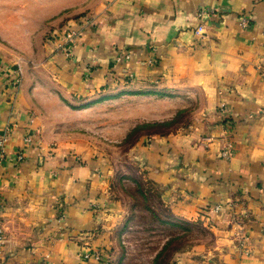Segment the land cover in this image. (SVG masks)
I'll use <instances>...</instances> for the list:
<instances>
[{
	"label": "crops",
	"instance_id": "crops-1",
	"mask_svg": "<svg viewBox=\"0 0 264 264\" xmlns=\"http://www.w3.org/2000/svg\"><path fill=\"white\" fill-rule=\"evenodd\" d=\"M85 16L68 57L0 51V264H112L126 181L211 227L173 264H264V0H37V51Z\"/></svg>",
	"mask_w": 264,
	"mask_h": 264
},
{
	"label": "rangeland",
	"instance_id": "rangeland-1",
	"mask_svg": "<svg viewBox=\"0 0 264 264\" xmlns=\"http://www.w3.org/2000/svg\"><path fill=\"white\" fill-rule=\"evenodd\" d=\"M63 28L44 36L42 47L37 51V0H0V51L6 57L15 55L24 58L26 64H32L31 60L39 55L44 56L49 50V43L54 42L66 29ZM109 112H112L111 107ZM109 114L106 111L105 121H108ZM167 130V125L140 126L135 128L122 144L107 141L104 144L110 151L114 150L113 147L116 145L121 148L120 150L127 149L141 131L150 133ZM83 131L99 134L96 126L92 127V125ZM83 131L81 130L80 133ZM100 137L105 136L100 134ZM108 137L110 136L107 135L105 138ZM142 185L136 188L130 181L123 184V190L127 194L126 199L131 200L133 214L131 211L128 214L132 216H128L125 223L123 238L117 239L115 234L118 245L116 243L115 252L110 255L112 264H173L174 259L195 242L205 247L210 246L213 236L209 225L203 223L195 225L191 222L174 220L167 213L166 208L159 203L156 189ZM141 187L144 191L142 196L139 195ZM159 248L162 249L156 254ZM152 256L155 258L151 261Z\"/></svg>",
	"mask_w": 264,
	"mask_h": 264
},
{
	"label": "built area",
	"instance_id": "built-area-1",
	"mask_svg": "<svg viewBox=\"0 0 264 264\" xmlns=\"http://www.w3.org/2000/svg\"><path fill=\"white\" fill-rule=\"evenodd\" d=\"M215 16V11L214 9H199L196 13V18H198L199 20H205V19H210L212 17ZM93 24V20L88 17H82L80 23L78 24V26L76 28H66L63 30L62 33H60L55 41H54V46H53V51L56 53H59L61 55H63L64 57H68L71 55V49L70 46L74 45L82 36L83 32H85V29H87L89 26H91ZM248 21L246 19H242V21L240 22V27L243 29H246L248 27ZM124 59H128V55L123 56ZM120 57H117L116 60L120 61ZM6 139L1 138L0 139V162L3 160V144L5 143ZM221 155L224 158H227L230 156V152H229V148H227L226 150H224ZM21 157L18 156V160ZM219 207H215L214 211H219ZM238 234H236L237 236ZM2 238H1V232H0V248L2 245ZM247 242V239L245 237H241L238 244L239 247L242 248V250L244 251L245 248L243 247L244 244ZM82 258L87 259L89 257H93V259L95 261H101L102 260V256L100 255L99 252H88V253H84L81 254Z\"/></svg>",
	"mask_w": 264,
	"mask_h": 264
}]
</instances>
